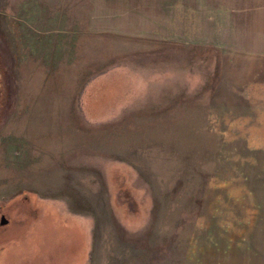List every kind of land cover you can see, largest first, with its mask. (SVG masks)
<instances>
[{
	"label": "rangeland",
	"instance_id": "1",
	"mask_svg": "<svg viewBox=\"0 0 264 264\" xmlns=\"http://www.w3.org/2000/svg\"><path fill=\"white\" fill-rule=\"evenodd\" d=\"M254 6L0 0V264H264Z\"/></svg>",
	"mask_w": 264,
	"mask_h": 264
},
{
	"label": "crops",
	"instance_id": "2",
	"mask_svg": "<svg viewBox=\"0 0 264 264\" xmlns=\"http://www.w3.org/2000/svg\"><path fill=\"white\" fill-rule=\"evenodd\" d=\"M253 10L255 46L245 48L248 53L238 62L226 64L222 84L229 97L256 98L249 108L264 123V0H255Z\"/></svg>",
	"mask_w": 264,
	"mask_h": 264
},
{
	"label": "water",
	"instance_id": "3",
	"mask_svg": "<svg viewBox=\"0 0 264 264\" xmlns=\"http://www.w3.org/2000/svg\"><path fill=\"white\" fill-rule=\"evenodd\" d=\"M8 222L7 218L5 216L2 217V224H6Z\"/></svg>",
	"mask_w": 264,
	"mask_h": 264
}]
</instances>
